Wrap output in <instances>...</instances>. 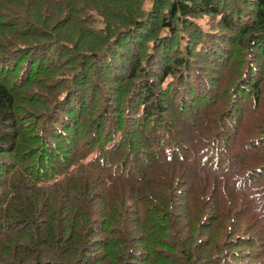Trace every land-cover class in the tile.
Here are the masks:
<instances>
[{"label":"trees","instance_id":"obj_1","mask_svg":"<svg viewBox=\"0 0 264 264\" xmlns=\"http://www.w3.org/2000/svg\"><path fill=\"white\" fill-rule=\"evenodd\" d=\"M240 129L264 166V0H0V264H264L251 172L169 173Z\"/></svg>","mask_w":264,"mask_h":264},{"label":"rangeland","instance_id":"obj_2","mask_svg":"<svg viewBox=\"0 0 264 264\" xmlns=\"http://www.w3.org/2000/svg\"><path fill=\"white\" fill-rule=\"evenodd\" d=\"M200 22L204 23V25L207 28H210L208 17L202 16L199 19ZM222 45V43H221ZM210 67V66H209ZM172 81L171 77H168L165 82L164 86H166L168 83ZM242 110L240 109V112ZM141 112V109H140ZM217 117V114H213V117H209L207 119L213 120ZM234 128L238 129V123L234 122ZM235 138L231 136L227 140H224L220 143L219 146L213 147L210 143L214 137L211 136L210 138H205L202 143H194L193 148L190 147V153L187 161L183 162L182 165H177V169H174V173L169 171V173L176 176L177 180L180 181L179 185H185V182H189V180L192 178V176L197 172L198 170H202L204 175H210L209 180H202L197 181L201 182L203 185L202 188L213 186L215 182V178L217 181L220 182V185L227 184L229 186H234V184L231 182L230 179H225L226 175L224 172V167L227 164L234 165L235 161H238L237 164L243 166V168L247 172H251V176L255 177L259 184L261 185V188H264V166H262V160L261 156L258 155V153L254 150V146H249L248 143H244L242 146L241 144H236L237 137L243 133L242 129H240V132H235ZM245 135V133H243ZM248 136V134H246ZM235 142V144H234ZM228 146V147H227ZM194 149V151H193ZM262 152V151H261ZM264 152V151H263ZM193 155L192 159L191 156ZM232 159V160H231ZM219 160V161H218ZM219 162V164H218ZM168 169H173L169 163L165 162V165L163 166V169L166 171ZM159 171H162L160 168H155L154 173L158 174ZM181 171H184V175L182 176ZM240 176H246L247 173L245 171H237ZM262 182H261V180ZM192 182V181H191ZM195 182V183H197ZM122 184H120L121 186ZM172 190L177 191L174 186H172ZM189 204L194 207L195 201L189 200ZM208 205H211L208 203ZM207 205L206 209V215L210 214L212 212L211 208Z\"/></svg>","mask_w":264,"mask_h":264}]
</instances>
